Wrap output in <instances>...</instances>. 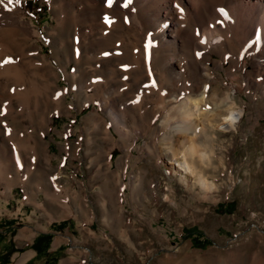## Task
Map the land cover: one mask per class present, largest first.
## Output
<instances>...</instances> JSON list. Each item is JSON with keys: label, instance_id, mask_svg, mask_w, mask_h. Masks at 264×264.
Returning <instances> with one entry per match:
<instances>
[{"label": "rangeland", "instance_id": "rangeland-1", "mask_svg": "<svg viewBox=\"0 0 264 264\" xmlns=\"http://www.w3.org/2000/svg\"><path fill=\"white\" fill-rule=\"evenodd\" d=\"M60 3L0 7V16L22 29L23 56L9 46L23 66V88L48 86L52 97L42 92L18 109L1 77L0 260L264 264V97L246 82L250 55L244 67L228 56L223 68L214 67L220 51L206 61L211 89L228 92L244 109L236 130L208 131L196 141L213 153L203 172L215 189L206 190L196 177L172 172L171 152L192 155L189 138L166 128L177 123L165 122L171 105L160 95L168 100L177 92L157 51L134 65L133 50L145 49L146 40L138 22L120 16L111 27L97 0H76L62 20ZM184 79L197 83L188 69ZM191 232L211 245L195 247ZM39 234L52 235L44 257L31 249Z\"/></svg>", "mask_w": 264, "mask_h": 264}, {"label": "bare ground", "instance_id": "bare-ground-1", "mask_svg": "<svg viewBox=\"0 0 264 264\" xmlns=\"http://www.w3.org/2000/svg\"><path fill=\"white\" fill-rule=\"evenodd\" d=\"M59 1L64 3L58 6L64 20L68 15L67 9H73L76 0ZM16 2L3 0L0 7L10 8L12 5L13 8ZM95 5L106 14L111 27L120 16H132L144 31L145 49L136 48L132 53L135 67L142 66L144 58L141 57L145 54L148 57L153 50L159 54L161 65L168 72V79L173 86L171 90L177 92L168 100H164L166 96L160 95L163 105H171L165 122L177 123L166 128L180 137L189 138L188 150L192 154L171 152L173 159L169 164L172 172L196 177L197 184L203 189H215V185L205 178L203 172L207 167H204L205 163L211 166L213 153L208 156L205 153L207 148L199 146L196 141L208 131L226 134L236 130L244 109L237 106L228 92L221 95L211 89L207 80H210L212 73L206 61L210 53L220 51L221 59L212 63L214 67H222L223 62L227 61L226 56L233 57L237 65L243 66L246 64L243 60L245 54L250 55L251 70L246 72V82L264 97V0H97ZM11 22L8 17L0 16V82L2 77L11 84L12 97L19 109L20 104L28 102L31 97L42 92L47 96L50 89L34 83L29 88H23V66L19 58L11 54L16 47L21 53L20 57L25 53L24 47H21L22 29L17 23ZM10 43H14L15 47ZM9 44L14 48L13 51ZM31 64L36 65L32 61ZM187 69L197 82L193 86L187 83L183 85ZM201 79H205L206 83L200 84ZM161 90L164 91L163 87ZM167 90L169 92L170 89ZM179 93H183L184 97L178 96ZM47 97L52 99L51 96ZM107 114L116 129L124 133L126 129L122 126L121 116L112 108L107 109ZM15 144L21 146L18 140ZM196 163L202 165L201 168L195 166Z\"/></svg>", "mask_w": 264, "mask_h": 264}, {"label": "trees", "instance_id": "trees-1", "mask_svg": "<svg viewBox=\"0 0 264 264\" xmlns=\"http://www.w3.org/2000/svg\"><path fill=\"white\" fill-rule=\"evenodd\" d=\"M192 234L193 233L191 232V237L190 238H191L192 244L195 247H197V248H206L207 246L211 245V243L208 240H206V239H203L202 241H200L199 238H197V239L193 238ZM51 238H52L51 234H39L36 237L34 243L31 245V249H33L37 253L38 257H44L47 254L49 246H50V243H51ZM3 259L4 260H0V262L2 261L3 264H5L4 263L5 260H6L5 257ZM50 259L51 258H49V261H50ZM49 261L47 262V264H49Z\"/></svg>", "mask_w": 264, "mask_h": 264}, {"label": "snow or ice", "instance_id": "snow-or-ice-1", "mask_svg": "<svg viewBox=\"0 0 264 264\" xmlns=\"http://www.w3.org/2000/svg\"><path fill=\"white\" fill-rule=\"evenodd\" d=\"M2 2H3V0H0V3H2ZM8 2H9V3H12L13 0H8ZM17 2H18V0H17Z\"/></svg>", "mask_w": 264, "mask_h": 264}]
</instances>
